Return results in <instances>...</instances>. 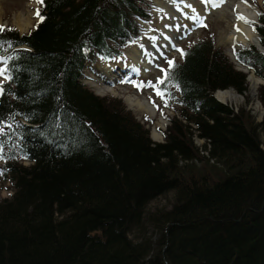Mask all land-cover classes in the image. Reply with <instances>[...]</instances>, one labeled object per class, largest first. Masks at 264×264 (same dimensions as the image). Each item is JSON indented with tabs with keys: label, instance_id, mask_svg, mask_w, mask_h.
I'll return each mask as SVG.
<instances>
[{
	"label": "trees",
	"instance_id": "trees-1",
	"mask_svg": "<svg viewBox=\"0 0 264 264\" xmlns=\"http://www.w3.org/2000/svg\"><path fill=\"white\" fill-rule=\"evenodd\" d=\"M148 3L43 0L27 34L0 29V174L14 190L0 202V264H264V116L213 97L248 82L211 39L160 83L176 112L164 141L83 84L86 66L141 38ZM234 56L264 80V54ZM257 97L264 109V85ZM170 192V209L148 212Z\"/></svg>",
	"mask_w": 264,
	"mask_h": 264
},
{
	"label": "rangeland",
	"instance_id": "rangeland-1",
	"mask_svg": "<svg viewBox=\"0 0 264 264\" xmlns=\"http://www.w3.org/2000/svg\"><path fill=\"white\" fill-rule=\"evenodd\" d=\"M163 1L168 4L173 2L172 0H149L148 4L150 6L149 12L151 14V18L147 22L139 20V24L142 28V36L140 39L134 40L132 43L127 45L121 56L116 58L114 57V59L112 58L109 61L101 60L93 67L86 66L83 77V84L86 85V87L89 88V90H91L96 96L121 99L126 109L130 110L133 115L141 121V123H146L145 126L150 130V137L156 142L164 141L162 130H164L166 125L169 124L167 116L176 115L175 110L167 104L168 100L166 95L163 94V96H161L158 94V91L165 73L171 66L169 61H181V50L188 48L197 41L211 39L214 47L223 51L229 61L233 64L235 70L241 68L240 66H243L235 60V57L234 59L229 57V54H227L229 53L227 47L222 42L223 36L230 34L234 30L233 24H231V26L228 24L232 23V15L230 11L226 10L224 7L222 11L217 7L210 8L206 6L202 0H186L194 6L197 11V15L190 13V15L187 16L185 14V10L175 12L177 15L169 14L165 13L159 7L160 2ZM251 1L259 10L258 22L254 23V29L256 30V34L258 35L261 43L263 38L257 31L260 27H262V23L260 22L261 19L264 20V0ZM39 7L40 6L36 3V0H0V26H11L16 29L18 33H26L38 20L35 17V13ZM19 14H23L24 16L31 14L32 26L24 32H21L15 25L14 17ZM183 20H186L187 22H184ZM187 26H189V29ZM168 37L171 39V46L169 50H165L161 47L158 40L160 38L165 39ZM251 46L252 45H249L241 50L248 49ZM134 48L138 50L145 48L147 51L154 52L151 56L154 63L152 66L153 68L146 71L144 74H137L132 71V60L130 55H133ZM235 50L237 49L234 48V51ZM155 55H157V57L154 59ZM2 62L3 61L0 60V72L2 69ZM248 71V75L254 73L253 70ZM254 76L261 79L264 83V80L258 77L255 73ZM2 81L3 80L0 78V83ZM150 85H154V87ZM249 85L250 83L248 82V86ZM107 86L114 88L115 94H101L99 92L100 88ZM238 95L240 96L239 102L230 101L226 103L230 105L235 112H237L239 107H244L252 116L255 117L256 121H261L264 116V109L258 100V97L256 96V99L260 107L249 91L243 95ZM127 96H136L140 99L146 98L156 107V116L153 118L142 116L140 118L138 114L126 104L125 98ZM160 117L163 118V124L161 123L162 125L158 124V119H160ZM154 128L161 133V137L159 139H155L153 137L152 132ZM194 142L201 145L204 140L194 137ZM13 192L14 190L9 179L4 178L0 174V202L4 199H10ZM173 199L174 194L172 192L167 193L153 200L148 205L147 210L151 213L157 210H168L173 203ZM145 234L147 239H152L154 232L149 227H146ZM129 236L133 241H138L141 237V233L134 230Z\"/></svg>",
	"mask_w": 264,
	"mask_h": 264
},
{
	"label": "bare ground",
	"instance_id": "bare-ground-1",
	"mask_svg": "<svg viewBox=\"0 0 264 264\" xmlns=\"http://www.w3.org/2000/svg\"><path fill=\"white\" fill-rule=\"evenodd\" d=\"M173 2H170V4L166 2H160L159 7L165 12L169 14H176L175 12L181 10H185V14L187 16L190 15V13H194L197 15V11L195 10L194 6H192L188 1L183 0H172ZM203 3L210 7H217L221 11L223 10V7L230 11L232 15V23H228L230 26L233 24L234 30L228 34L223 36V44L227 47L228 54H232L234 51V48H241V46H249L252 43H260V40L258 38V35L256 34V30L254 29V23L258 22L259 17V10L257 7L253 4L251 0H202ZM1 14V13H0ZM203 14V13H202ZM177 15V14H176ZM244 16L247 18V20L251 21L252 23H245L244 20L238 19V16ZM175 16V15H174ZM1 18V17H0ZM15 25L18 27V29L21 32L26 31L28 28L32 26L31 22V14L24 16L23 14H19L14 17ZM184 22L186 20H183ZM1 22V19H0ZM187 22V21H186ZM186 24V23H185ZM187 25V24H186ZM189 29V26H187ZM239 28V31L237 30ZM159 43L162 48L165 50H169L171 46V39L168 38H160ZM151 54V55H150ZM154 54V52L147 51L145 48L138 50L136 48L133 49V55H130V58L132 60V71L133 73L137 74H144L146 71L153 68V58L151 56ZM157 57V55L154 56ZM109 81V80H108ZM260 79L255 77L254 75H249V83L250 87L252 88V91H257L259 87ZM99 92L101 94L110 93L115 94V89L110 88L109 86L100 88ZM215 97L222 101V102H239L240 96L234 92V91H224V92H217L215 94ZM126 104L134 110L138 116L141 118L142 116H148V117H155L156 116V107L152 105L146 98H138L136 96H127L125 98ZM163 122V118L160 117L158 119V124H161ZM163 124V123H162ZM161 124V125H162ZM161 127V126H160ZM164 128V127H163ZM153 137L155 139H159L161 137L160 131H158L156 128L153 130Z\"/></svg>",
	"mask_w": 264,
	"mask_h": 264
},
{
	"label": "water",
	"instance_id": "water-1",
	"mask_svg": "<svg viewBox=\"0 0 264 264\" xmlns=\"http://www.w3.org/2000/svg\"><path fill=\"white\" fill-rule=\"evenodd\" d=\"M256 50H258L260 53H264V46H262L261 44H259L258 42L257 43H252L251 44ZM243 47H246V46H243ZM17 49H25V47L24 46H22V47H18ZM237 50H241L242 49V47L241 48H236ZM228 54V53H227ZM229 57L230 58H232L233 57V55L232 54H229ZM241 68H238L241 72H243V73H245V74H247L248 73V69L245 67H242V66H240ZM237 69V70H238ZM238 70V71H239ZM251 75H254L253 73L251 74ZM246 80L249 82V75L247 76V78H246ZM260 84H263V82L260 80V82H259V85ZM252 88L250 87V85L248 86V91L250 92V94L254 97V100H256V103L259 105V103L257 102V91H252L251 90ZM228 90H230V91H234V92H236L234 89H232V88H230V89H228ZM226 91V90H225ZM217 92H224V91H216V93ZM215 93V94H216ZM213 97L216 99V100H218L216 97H215V95H213ZM220 103H222V104H225V102H222V101H220V100H218ZM259 107H260V105H259Z\"/></svg>",
	"mask_w": 264,
	"mask_h": 264
},
{
	"label": "snow or ice",
	"instance_id": "snow-or-ice-1",
	"mask_svg": "<svg viewBox=\"0 0 264 264\" xmlns=\"http://www.w3.org/2000/svg\"><path fill=\"white\" fill-rule=\"evenodd\" d=\"M36 3L42 4L43 3V0H36ZM35 14H36L37 17H39V19L41 21L44 19L43 16L40 15L39 9L36 10V13ZM238 19L244 20L245 23H252L251 21L247 20V18L244 17V16H242V15L241 16H238ZM0 29H2V26H0ZM237 30L239 31V28H237ZM181 52L183 54V50H181ZM169 64L170 65H173L174 62L173 61H169ZM0 75H3V73H0ZM161 82H163V81H161ZM150 86H153L154 87V85H150ZM158 94L161 95V96H163V93H161L159 91H158Z\"/></svg>",
	"mask_w": 264,
	"mask_h": 264
}]
</instances>
